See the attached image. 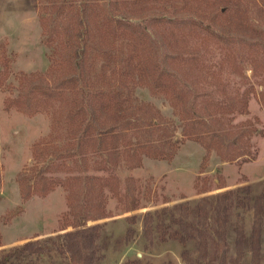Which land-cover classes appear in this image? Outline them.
<instances>
[{"label": "trees", "instance_id": "obj_1", "mask_svg": "<svg viewBox=\"0 0 264 264\" xmlns=\"http://www.w3.org/2000/svg\"><path fill=\"white\" fill-rule=\"evenodd\" d=\"M229 1L233 13L228 16V11L219 9L216 17L225 18L213 25L188 17L134 21L128 0H103L100 6L90 0H68L62 5L61 57L51 59L53 68H61L64 75L53 78L50 88L27 89L29 100L40 95L42 111L51 113L52 139L44 145V167L20 176L19 184L23 200L44 197L58 186L69 191V211L60 230L74 231L62 234L57 251L68 255L71 264H94L96 260L98 226L87 224L105 219L106 190L126 212L141 207L144 194L138 181L118 177L121 160L127 168L136 169L143 157L172 159L184 139L201 144L207 153L215 151L227 163L252 156V132L237 129L232 121L247 113L251 96L264 109V29L257 30L248 19V10L254 9V17L264 24V0ZM199 47L210 54L218 49L221 56L215 60L205 57ZM226 68L241 78L247 87L243 93L235 88L227 94L225 88H217L221 97L214 100V93L196 90L200 83L214 86ZM248 70L252 72L249 78ZM145 87L172 102L177 123L165 120L152 107L131 103L134 91ZM26 101H22L28 106L24 112L34 114ZM59 143L64 146L60 156L71 164H57L56 170L77 173L65 179L47 176L53 171L52 152L58 151ZM94 157L98 160L90 161ZM88 171L101 175H87ZM210 183L203 180L199 187L197 183L198 194L210 192ZM229 208V193L223 192L212 200L202 197L192 208L187 203L179 205L178 214H170L177 227L173 235L181 242L196 232V264H226ZM258 222L255 218L251 237L253 264H259ZM157 227L164 236L162 224ZM242 241L238 233L239 254ZM41 251L25 244L18 254ZM0 264H7L6 259H0Z\"/></svg>", "mask_w": 264, "mask_h": 264}, {"label": "rangeland", "instance_id": "obj_2", "mask_svg": "<svg viewBox=\"0 0 264 264\" xmlns=\"http://www.w3.org/2000/svg\"><path fill=\"white\" fill-rule=\"evenodd\" d=\"M66 1L0 0V259H6L7 264H71L68 255L57 251L62 234L74 231L71 228L60 230L63 216L69 211V191L58 186L44 197L33 195L23 200L19 184L20 176L44 167V145L52 139L51 113L42 111L38 102L40 95L29 100L31 93L27 89L38 92L40 86L50 88L53 78L64 75L61 68H53L51 58L61 57L64 41L61 21L65 14L62 5ZM128 1L134 21L150 17H188L213 25L222 23L225 18L216 17L219 9L228 11L230 16L234 8L227 0ZM90 2L100 6L103 0ZM248 19L257 30L264 29V24L254 17V9L248 10ZM157 26L160 28L159 24ZM198 52L213 60L221 56L218 49L210 54L199 47ZM226 69L214 86L200 83L195 85L196 90L214 93V100L221 97L217 88H225L227 94L235 88L243 93L247 87L241 84V78ZM251 73L248 70L246 76L249 78ZM256 90L261 89L256 87ZM132 97L133 105L152 107L165 120L178 122L172 114V102L159 92L137 88ZM25 99L34 114L24 112L28 107L22 103ZM248 100L247 113L234 116L232 121L237 129L252 132L249 139L252 156L247 161L224 162L215 151L207 153L201 144L189 139H184L172 159L143 157L136 169H129L120 161L118 177L121 181L137 180L144 196L140 208L126 212L108 190L105 191V219L87 224V227L98 226L94 264H196L199 250L196 232L192 231L191 236L181 242L173 235L177 227L171 223L170 214L177 215L175 209L179 205L187 203L192 208L202 197L212 200L223 192L229 193L230 198L226 264H253L251 237L255 218L261 230L258 262L264 264V109L255 96ZM177 134L176 138L180 139L179 131ZM63 148V143H59L58 151L52 152L53 171L47 176L65 179L77 174L61 168V171L56 170L57 164H71L69 159L60 156ZM87 175L101 174L88 171ZM203 180L208 185L211 182L212 190L199 195L196 185L201 186ZM159 223L164 236L157 227ZM238 233L243 235L240 254L235 244ZM25 244H33L34 249L42 251L33 255L18 254Z\"/></svg>", "mask_w": 264, "mask_h": 264}]
</instances>
